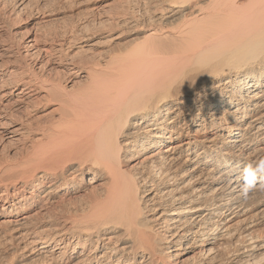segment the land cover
Instances as JSON below:
<instances>
[{
  "label": "bare ground",
  "instance_id": "6f19581e",
  "mask_svg": "<svg viewBox=\"0 0 264 264\" xmlns=\"http://www.w3.org/2000/svg\"><path fill=\"white\" fill-rule=\"evenodd\" d=\"M26 2L0 0V264H264V0L12 40Z\"/></svg>",
  "mask_w": 264,
  "mask_h": 264
},
{
  "label": "rangeland",
  "instance_id": "374dc122",
  "mask_svg": "<svg viewBox=\"0 0 264 264\" xmlns=\"http://www.w3.org/2000/svg\"><path fill=\"white\" fill-rule=\"evenodd\" d=\"M25 1H27L26 3H28L27 10L25 9L26 11H24L22 13L23 15L21 14L20 18L18 20L14 21L15 23L13 24L16 29L14 32L15 34H13V36H11V38L13 37L17 41H20V40L23 41L30 35L40 36L42 34V31H40L41 27H43V30L47 31V32L50 30L52 31V28H55V29H58L59 31H62V33H66V32H70V27L72 24L74 26H76V28H74V29H78L79 27H81L85 23L89 22L90 20L96 21L95 22V28H99V27L103 26V23L100 24V22L106 21L107 30H106V28H104L105 35L106 34L107 35H114V37H116L117 34L119 33V31H121V28L116 27L115 24H112L111 26H109L110 22H109L108 18L113 19V18L119 17V16L124 14V11L127 8L132 7V8L137 10L138 6H142V4L147 3V0H102L105 2L108 1L106 5L104 4L106 6L104 8V10H106L107 12L102 13V10H103V7H102L103 4H102V6L100 5V8H96V10H95L96 15L93 17L90 14H88L89 11L87 10V7L95 5L99 0L98 1L93 0L94 2L92 1L91 4H88V5L83 4L84 2H87V0L86 1L84 0L82 3L76 1V4L72 3L73 5H76L74 7L72 5V8H71V5L63 6V3H61V2L65 1V0H25ZM80 3H81V5H80ZM98 3H100V2H98ZM9 5H11V4H9ZM44 6L46 7V9L47 8L48 9L46 10ZM51 6H53V7H51ZM61 6H63L61 9V11H63V16H62V19L60 20V22L55 23V22L49 21L48 20L49 18H47V14L49 15L51 13L52 8L53 9L56 7L59 8ZM13 7L14 6H7V9L8 10L14 9ZM64 12H65V14H64ZM82 13H83V15H82ZM21 18H23V19H21ZM44 19L48 20L50 23L49 22L45 23L43 21ZM38 22L40 23L39 25L37 24ZM69 25H70V27H69ZM9 37H10V35H9ZM13 38H12V40H13ZM114 43L115 44L113 45V51H112V54H114V55H119V54L123 53V51L126 48L135 44L134 42H132V39H130L128 36L117 38ZM96 53H98V52H92V53H90V55L88 54L89 58H91L92 60L94 59L93 61H95V60H98V58H100V57L106 56V54H101L99 56ZM39 74L42 75L43 72H40ZM43 75H46V73L44 72ZM41 118H43V117H41ZM8 152L10 153L11 150L9 149Z\"/></svg>",
  "mask_w": 264,
  "mask_h": 264
}]
</instances>
